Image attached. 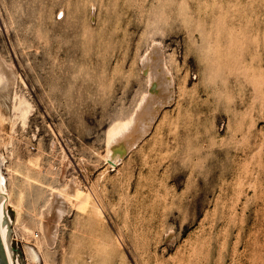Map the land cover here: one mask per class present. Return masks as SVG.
Instances as JSON below:
<instances>
[{"label":"rangeland","instance_id":"1","mask_svg":"<svg viewBox=\"0 0 264 264\" xmlns=\"http://www.w3.org/2000/svg\"><path fill=\"white\" fill-rule=\"evenodd\" d=\"M151 47L172 98L112 166ZM1 60L14 264H264V0H0Z\"/></svg>","mask_w":264,"mask_h":264},{"label":"bare ground","instance_id":"2","mask_svg":"<svg viewBox=\"0 0 264 264\" xmlns=\"http://www.w3.org/2000/svg\"><path fill=\"white\" fill-rule=\"evenodd\" d=\"M146 53L147 54L142 59V66L148 76V81H149L148 90L146 93H144L141 101L138 103L137 108L134 111V113L131 115V117H129V119H127L126 121L116 123L109 130L108 141L106 143L107 152L105 159L112 166L119 164L122 161V159L125 158L124 156L129 152V150L132 147H134L138 142H140L141 139L145 136V134H147V132L150 131L149 129L153 121L155 120L156 116L158 115L160 109L164 104L170 102L172 98V87H173L172 79H171V75L169 74V70L167 66L161 60L160 49L158 47H153L149 53L148 52ZM7 64H5L2 60L0 61V84H2V87L5 85L4 83H7V85L10 84L11 86L16 82L15 71L12 68L11 64L9 65ZM3 93L6 94V92ZM10 98L12 99V97ZM11 103H9V105H12V110L14 111V115L25 118L30 107L28 101L23 97L21 98L14 95L13 103L12 104ZM72 188H73V193L75 195L78 187L76 184H74ZM6 191H7V197H5ZM56 194L58 195V192ZM57 203H59L58 205L56 204L57 206L54 204L56 206L55 211H57V216L54 219L55 224L59 222L60 215L63 213L64 210L63 205L60 202ZM10 204H11V198L7 190L6 179L0 167V214H1L0 236L7 253L9 264H14L12 249L10 246V240L12 235L10 229V224L12 223V220L8 214V207ZM48 210H50V207ZM50 211L48 212L50 213ZM39 226L42 232L43 240L46 244H48V242L55 239L56 237L55 230L57 228L55 230L52 229V226H50L49 222L45 219L40 220ZM55 226L57 227L58 225ZM27 230L29 231V229ZM33 233L35 234L36 232ZM51 243L53 242H50V244ZM25 253L30 263L36 261L39 256L34 246H26Z\"/></svg>","mask_w":264,"mask_h":264},{"label":"water","instance_id":"3","mask_svg":"<svg viewBox=\"0 0 264 264\" xmlns=\"http://www.w3.org/2000/svg\"><path fill=\"white\" fill-rule=\"evenodd\" d=\"M0 223H1V214H0ZM0 264H9L7 253L3 245V242L1 240V236H0Z\"/></svg>","mask_w":264,"mask_h":264}]
</instances>
